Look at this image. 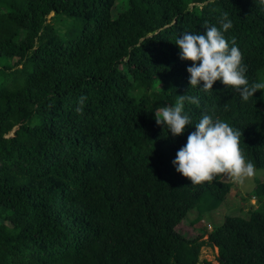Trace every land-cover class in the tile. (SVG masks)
<instances>
[{"label":"trees","instance_id":"trees-1","mask_svg":"<svg viewBox=\"0 0 264 264\" xmlns=\"http://www.w3.org/2000/svg\"><path fill=\"white\" fill-rule=\"evenodd\" d=\"M120 1L0 0V59L16 60L0 67V264H214L200 259L205 246L218 264H264V182L248 216L197 238L177 231L232 186L177 173L194 129L172 137L153 111L197 97L184 104L193 126L210 114L238 129L242 154L264 169V88L245 102L219 81L190 87L175 45L226 14L225 38L249 83L262 82L264 0Z\"/></svg>","mask_w":264,"mask_h":264},{"label":"clouds","instance_id":"clouds-1","mask_svg":"<svg viewBox=\"0 0 264 264\" xmlns=\"http://www.w3.org/2000/svg\"><path fill=\"white\" fill-rule=\"evenodd\" d=\"M219 24V27L206 24L202 34L185 31L175 40L180 59L191 62L186 69L189 86L208 91L219 81L226 88L237 91L246 102L264 88V82L249 83L245 75L247 67L242 63V53L235 39H226L224 35L232 28V21L225 14ZM177 97L173 105L153 110L156 124L166 128L172 137L182 135L186 126L194 129L176 152L172 161L175 171L188 178L191 184L221 179L223 175L238 181L252 177L254 164L246 160L240 148L242 133L210 114L201 115L193 126L184 104L186 101L198 103L197 97L186 94ZM85 99L84 96L78 98L77 113L82 111Z\"/></svg>","mask_w":264,"mask_h":264},{"label":"rangeland","instance_id":"rangeland-1","mask_svg":"<svg viewBox=\"0 0 264 264\" xmlns=\"http://www.w3.org/2000/svg\"><path fill=\"white\" fill-rule=\"evenodd\" d=\"M119 2L121 1L119 0ZM119 7H121V3ZM118 8L113 10L114 16L118 14ZM52 17L53 14L48 17L49 21H52ZM15 62L16 60L6 61L5 59H0V67ZM261 77L262 82H264V76L262 75ZM219 180L228 182L232 186L225 202L220 204L217 208L209 210L210 204L203 201L198 208L189 213L188 217L177 228L179 233L187 238H197L202 235L204 227H207L208 231L211 232L214 228L223 224L225 219L224 216L239 215L246 217L249 215L250 209L256 210L260 208L261 204H257L258 201L254 198V190L258 182H264V169H256L252 177H245L239 181L228 175H223V178ZM204 239L207 240L208 235H205ZM218 255L219 250L217 248L205 246L201 250L200 259L218 264Z\"/></svg>","mask_w":264,"mask_h":264}]
</instances>
